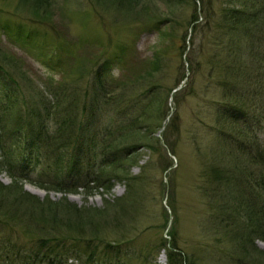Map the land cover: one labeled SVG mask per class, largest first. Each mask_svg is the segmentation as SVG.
I'll return each mask as SVG.
<instances>
[{"label": "rangeland", "instance_id": "374dc122", "mask_svg": "<svg viewBox=\"0 0 264 264\" xmlns=\"http://www.w3.org/2000/svg\"><path fill=\"white\" fill-rule=\"evenodd\" d=\"M206 1L47 0V6L43 3L35 13L33 0H0L1 64L34 90L63 82L69 88H84L90 79L86 75L99 68L103 60L110 62L108 83L121 86L118 79L142 75L143 69L158 59L149 79L135 85L129 97L134 102L103 111L93 124L97 133L116 129L131 122L144 108V117L148 118L139 127L140 136L145 139L135 142L139 146L132 159L120 160L118 167L104 170L102 155L91 159L90 154L83 153L87 157L78 173V166L66 164L61 174L63 183L72 185L77 184V178L83 184L88 170L98 171L101 182L110 180L111 188L91 182V188L80 187L72 193L37 187L33 181H50L53 164L45 157L40 158L38 165L25 164L24 160L32 157L18 151L20 138H11L19 126L18 120L0 118V128L6 126L5 131L0 130V238L21 235L17 217L10 219L5 213L13 212L11 205L26 211V217L32 213L38 220L51 218L54 214L50 208H57L58 219L72 224L64 221L65 230L92 238L96 229L112 240L131 243L130 254L149 253L154 244L165 238L175 241L187 258L185 264H264L260 231L258 237L249 241L253 235L249 234L250 226L254 229L256 224H262L264 216V198L260 197V193L264 195L263 178H256L258 184L251 178L254 174L256 177L259 165L264 163V156L260 157L264 151V117L254 113L235 128L222 127L218 120L223 90L216 77L210 76L206 61L212 53L208 50L217 49L212 46L214 38L222 32L216 25L223 27V23L218 15L213 16V23L206 22ZM261 2L212 0L210 6L216 11L235 7L247 17L259 10ZM193 16L199 17L198 21ZM241 42V60L250 67L249 52H255L251 49L254 44L251 47L250 42ZM119 46H126L124 56L119 54ZM260 51L264 57V45ZM102 53L104 58L98 56ZM118 54L121 60L112 61ZM220 54L228 64L235 58V53ZM7 55L16 62L7 64ZM259 66L260 62H254L252 67ZM5 83L0 80V98L7 91ZM151 86L155 89L146 92ZM250 89H244L246 97ZM261 101L264 103V88ZM245 103L248 112L255 109L253 103ZM218 128L221 129L217 131ZM126 136L129 138V134ZM235 146L239 148L236 150ZM255 149L259 155L256 169L247 157V152L255 155ZM5 150L15 151L8 161L17 170L15 173L7 169V164L2 167L7 162ZM89 160L94 163L92 169H88L92 166ZM216 168L224 176L219 182L211 180L210 172ZM18 174H25V178ZM247 174L251 176L246 177ZM225 178L240 185H227ZM27 185L44 195L32 194ZM247 208H253L257 215L252 216ZM246 215L251 217L244 220ZM156 261L166 264L165 256ZM132 264L139 261L133 259Z\"/></svg>", "mask_w": 264, "mask_h": 264}, {"label": "trees", "instance_id": "16d2710c", "mask_svg": "<svg viewBox=\"0 0 264 264\" xmlns=\"http://www.w3.org/2000/svg\"><path fill=\"white\" fill-rule=\"evenodd\" d=\"M24 1L27 2L28 0ZM33 1L35 13L41 9L43 3L44 6H47V0ZM123 1L135 3L134 0ZM261 1L258 7L259 10L253 11L247 17L241 10L235 9V7L233 9L225 7L216 11L213 6L212 8L210 6L212 0L205 2L206 22L213 23L215 21L213 20V16L218 15L221 18L220 21L223 23V27H220L218 25L220 23L216 21L218 23L216 26H219L217 29H221L222 32L214 38L215 43L212 46H215L217 49L208 50V52L212 51V53L206 61L210 76L216 77L220 83L217 82V85L220 88L222 87L221 89L223 90L221 96L222 107H220L218 112V120L223 124L222 127L233 125L235 128L238 122L250 119L254 113L255 116L262 114L264 117V109L262 108L264 103L261 101L262 88H264L262 86L264 82V67L262 66L264 57L260 51V48L264 45V0ZM236 2H239V0H235ZM253 2L259 3L258 1ZM45 12L47 13L46 10ZM193 17L195 22L198 21L199 17ZM246 23L249 24L246 26ZM157 29H159V26ZM258 35H261L262 38L256 37ZM237 39L239 41H236ZM241 39L250 42L251 47L254 44L251 49H255V52H249L250 67H246V61L241 60L244 54L242 52ZM118 49L119 54L124 56L127 50L126 46H119ZM222 51L235 53V58L231 60L230 64L225 63L227 61L220 54ZM215 52L219 55L215 54ZM237 53H239V56ZM120 55L113 57L112 61H120ZM98 56L104 58L105 54L102 53ZM12 60L16 62L14 57L7 55V62H5L8 64ZM96 60L100 61L101 59ZM254 62H260V66L257 68L252 67ZM109 66L110 62L103 60L99 68L95 71L92 69L86 75L90 79L84 88H69L63 82L55 87H44L43 89L37 88L34 90L35 88L31 84H27L26 81H23L22 77L16 76L18 79L15 78L14 74H11L7 68L5 69L6 66H2L0 60V80L5 81L7 86V91L0 98V118L4 120L9 116L11 119L18 120L19 126H16L13 130L11 138H13L12 140L20 138V145H18L19 147L16 146L19 149L18 151L24 155L29 154L32 157L24 160L25 164L38 165L40 158L45 157L54 166V169L52 168L53 172L51 171L53 175L47 184L33 181L37 187L44 190L52 189L59 192L72 193L77 192V188L80 187H83L84 190L91 188L89 186L91 182L98 187L106 186L111 188L113 184L110 183V180L108 182H101L98 171L91 173L88 170V175L85 177L83 184L82 182L79 183V178H77V184L72 185L63 183L61 174L66 164L78 166V173L79 168H83L84 160L87 157L83 153L90 154L89 157L91 159L94 155H102L105 158V163L101 162L102 169L104 170L108 169V166L112 168L118 167L121 163L120 160L128 162L132 159L133 153L137 151L136 147L139 146L135 142L145 139L144 136H140L139 127L140 122L148 118L144 117V108L131 122L116 129H106L103 132L101 131V133H97V129L93 127V124L97 119H100L103 111H108L114 106L120 109L134 102L129 97L132 96L131 94L135 85L138 86L141 80L149 79L148 77L151 76L152 71L158 66V59L152 60L148 68L143 69L144 74L136 75L132 78L124 77L123 79H118L117 83L121 86H112V84L108 83L109 81L106 77L108 76ZM123 81L127 82L123 83ZM253 87L254 89H252ZM147 88L146 92L155 89L154 86ZM247 88H251L252 90L250 89L246 97L244 89ZM26 94L29 95L28 101L25 100ZM136 99L138 100V98ZM245 100L253 103L252 106L255 108L253 111L248 112V109L245 108ZM160 103L162 104V102ZM20 106H23L22 108L24 109ZM259 110L261 112L258 113ZM3 129L5 131L6 126L1 130L3 131ZM220 129L218 128L217 131ZM132 132H135L134 136ZM126 133L129 134V138L126 136ZM128 143L130 144L127 145ZM227 144H229V141H227ZM231 146L234 147L233 145ZM238 148V146H235L236 150ZM17 149L15 148V151ZM15 151L5 150L4 159H7V162L2 163V167L5 164L8 165L7 169L11 173L17 171L8 162ZM257 154L258 151L256 149L255 155L248 154L247 152V157L254 164L255 169V164H258L256 159L259 158ZM262 156H264V151L260 157ZM89 161V164L92 166L88 169H92L94 163L92 164L91 160ZM48 166L50 167V164ZM259 167L256 177L252 171H249V173L254 175L247 174L246 177L251 176L254 183L258 184L256 178L261 175V178H263L261 183L264 185V163L261 162ZM210 173L213 176L211 180L213 179L215 182H219L224 178L219 168L211 170ZM24 175L18 174L20 178L24 177ZM115 177H112V179L115 180ZM128 177L129 175L125 176V178ZM60 180L61 183H59ZM248 181L253 185L251 180ZM225 183L230 185V179L225 178ZM81 184L82 186H79ZM231 185L240 184H236L232 180ZM260 197L264 198V195L260 193ZM38 205L39 207L42 206L41 204ZM65 205L68 206L69 204ZM10 207L13 212L5 213L8 214L10 219L17 217L15 220H19L16 223L19 225L21 235H19V238H6L5 236L0 238V264H132L133 259L139 261V264H159L156 259L162 251L166 257V264H185L187 260L174 240L168 241L165 238H161L157 244H154L148 250L149 253L140 251L136 254H130L131 243L129 244L128 241L121 239L112 240L107 236H103V234H98L96 229L92 233V238L83 237L82 232H75L76 235H74L68 229L65 230L63 225L66 220L64 218L58 219L57 208L54 210L50 208V211L54 214L51 218L38 220L32 213L28 214V218L26 217V211L23 209L21 210L13 205ZM49 207L51 206L48 205ZM34 209L37 210L38 208L35 207ZM59 209L61 211L64 210L62 207ZM247 209L252 216L257 215V212L253 208ZM244 217V220H247L251 216L248 217L246 215ZM261 221L262 224H256L254 229L250 226L249 234L253 235L249 241L259 236L258 231H260V237L264 239V216L263 219L261 218ZM66 222L67 225H72L70 224L71 222ZM244 227L247 228L248 225H244ZM168 236L171 235L168 234Z\"/></svg>", "mask_w": 264, "mask_h": 264}, {"label": "bare ground", "instance_id": "6f19581e", "mask_svg": "<svg viewBox=\"0 0 264 264\" xmlns=\"http://www.w3.org/2000/svg\"><path fill=\"white\" fill-rule=\"evenodd\" d=\"M26 189H27L29 192H31L32 194L39 195V196H43V195H44V193H43L42 191H40V190H38V189H35V188H33L32 186H30V185H27V186H26ZM163 258H164V254L162 253V254L160 255V259H163Z\"/></svg>", "mask_w": 264, "mask_h": 264}]
</instances>
